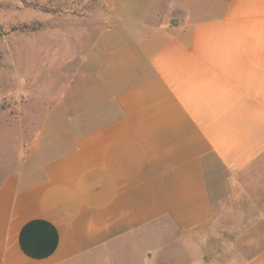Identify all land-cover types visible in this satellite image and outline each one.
<instances>
[{"label": "crops", "instance_id": "0c3cea01", "mask_svg": "<svg viewBox=\"0 0 264 264\" xmlns=\"http://www.w3.org/2000/svg\"><path fill=\"white\" fill-rule=\"evenodd\" d=\"M98 1L75 117L103 123L3 181L0 264H264V240L199 252L226 219L264 225V0Z\"/></svg>", "mask_w": 264, "mask_h": 264}, {"label": "rangeland", "instance_id": "374dc122", "mask_svg": "<svg viewBox=\"0 0 264 264\" xmlns=\"http://www.w3.org/2000/svg\"><path fill=\"white\" fill-rule=\"evenodd\" d=\"M110 15L98 0H0V186L9 175L36 170L57 156L72 127L103 123L101 117L75 116L88 109L82 65ZM224 179L218 185L227 194ZM246 224L224 220L223 230L205 239L199 252L206 259L253 253V242L264 240V225L242 230ZM174 235L176 245L168 253H194Z\"/></svg>", "mask_w": 264, "mask_h": 264}]
</instances>
